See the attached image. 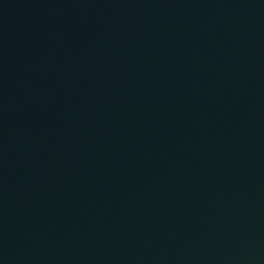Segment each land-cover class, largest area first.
I'll return each instance as SVG.
<instances>
[{
    "label": "water",
    "instance_id": "1",
    "mask_svg": "<svg viewBox=\"0 0 264 264\" xmlns=\"http://www.w3.org/2000/svg\"><path fill=\"white\" fill-rule=\"evenodd\" d=\"M0 264H264V0H0Z\"/></svg>",
    "mask_w": 264,
    "mask_h": 264
}]
</instances>
